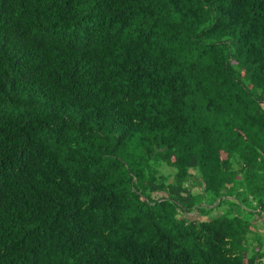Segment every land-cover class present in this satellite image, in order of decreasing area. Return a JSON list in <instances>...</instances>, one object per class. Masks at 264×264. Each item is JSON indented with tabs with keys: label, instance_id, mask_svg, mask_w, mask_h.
Here are the masks:
<instances>
[{
	"label": "trees",
	"instance_id": "16d2710c",
	"mask_svg": "<svg viewBox=\"0 0 264 264\" xmlns=\"http://www.w3.org/2000/svg\"><path fill=\"white\" fill-rule=\"evenodd\" d=\"M261 218L264 0H0V264H258Z\"/></svg>",
	"mask_w": 264,
	"mask_h": 264
},
{
	"label": "rangeland",
	"instance_id": "374dc122",
	"mask_svg": "<svg viewBox=\"0 0 264 264\" xmlns=\"http://www.w3.org/2000/svg\"><path fill=\"white\" fill-rule=\"evenodd\" d=\"M224 156V155H223ZM172 169L171 168H168L167 169V171H171ZM191 217H197V218H200L199 217V215H197V214H193ZM200 219H204L203 217H201ZM256 231L257 232H259L260 234H263L261 237L258 235V238L260 239V240H262V243H263V248H262V255H263V257H264V219H260V221H259V223H258V226H257V228H256ZM258 245L257 244V241H255V240H253V245ZM258 264H264V259L262 260L261 259V261L260 262H258Z\"/></svg>",
	"mask_w": 264,
	"mask_h": 264
}]
</instances>
